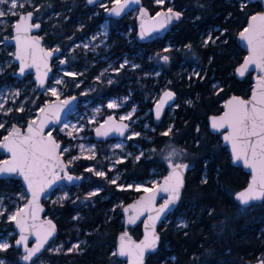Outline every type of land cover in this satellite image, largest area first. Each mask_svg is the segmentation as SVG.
Here are the masks:
<instances>
[{
    "label": "trees",
    "instance_id": "obj_1",
    "mask_svg": "<svg viewBox=\"0 0 264 264\" xmlns=\"http://www.w3.org/2000/svg\"><path fill=\"white\" fill-rule=\"evenodd\" d=\"M48 1L52 12L60 13L71 6L67 17L76 14L72 6L74 0L64 4L59 0ZM154 2L141 0L142 6L151 15L160 8ZM170 6L182 18L164 39L148 44L138 43L135 39V20L130 15L118 22L113 20L111 34L107 38L108 43L113 44V50L120 48L124 54L141 53L144 57L165 54L167 61L161 67L159 79H168L167 89L176 95L177 107L170 131H167V111L160 121L153 123L156 130L151 135L152 146L160 155L122 164L120 167L128 171V181L144 180L154 168L167 171L164 159L167 149L181 153L182 163L190 165L178 202L161 225L158 244L144 264H264V201L246 208L237 204L234 196L247 185L249 176L241 168L231 166L219 135L211 134L207 126V119L218 115L224 101L231 95L246 98L250 93V76L243 80L234 76L235 68L244 58L236 36L245 28L248 17L261 11L260 5L248 0H170ZM98 21L88 22V30ZM117 26L124 29L127 38L125 34L118 36ZM56 29L62 35H70L74 31L67 21L54 31ZM129 29H132L130 34ZM208 33L210 39L203 44ZM167 41L172 49L165 51ZM192 69H197L195 76L189 74ZM96 70L94 68L92 74ZM131 81L135 78L131 77ZM142 83L147 93L157 88L152 87V80L148 78L142 79ZM124 93L123 89L103 88L102 96ZM137 93L135 99H138ZM42 101L40 96L31 109L13 113L15 117L11 123L17 121L24 126L28 120L35 118L44 104ZM146 105L151 107L149 103ZM76 171L73 168L70 172L78 173ZM21 187L19 180H0V194L5 191L16 193ZM137 195L110 188L98 196L75 202L68 200L52 209L45 206V215L52 214L51 221L58 229L55 242L68 247L75 241H84L81 252L53 255L50 263L124 264L123 258L117 254V235L128 232L133 241H139L142 237L141 222L125 226L122 209L120 212L110 211L116 197L126 205ZM77 214L78 219L73 220ZM180 215L187 221L184 228L176 223ZM12 251V254L4 256L16 264H25L22 252L16 248Z\"/></svg>",
    "mask_w": 264,
    "mask_h": 264
},
{
    "label": "water",
    "instance_id": "obj_2",
    "mask_svg": "<svg viewBox=\"0 0 264 264\" xmlns=\"http://www.w3.org/2000/svg\"><path fill=\"white\" fill-rule=\"evenodd\" d=\"M100 1L87 0V4L94 6ZM248 2L258 3L261 11L249 16L245 28L236 36L244 58L235 68L234 76L238 80L250 76V93L246 98L231 95L224 101L221 112L207 119L209 132L219 135L231 166L241 168L249 176L247 185L234 196L243 208L264 201V0ZM134 11L135 39L140 44L164 39L182 18L175 10L151 15L141 0H122L107 15L119 19ZM40 30L32 13L22 14L7 43L14 48L13 64L17 66L12 77L22 81L30 76L35 90L44 93L61 50L46 47ZM79 104L77 95L46 102L24 126L12 124L0 141V154L4 156L0 161V180H19L27 196L12 222L17 234L14 247L21 250L25 264L39 258L57 236V227L45 215V197L59 188L79 186L83 182L82 176L70 172L71 166L61 154L63 143L50 132L61 126ZM175 104L176 95L164 90L151 108L154 120L160 121ZM131 130L129 123L109 115L93 130V140L124 139ZM189 169L187 163L173 166L155 187L140 192L124 205L122 214H136L142 233L139 241H133L125 232L117 235V254L124 264H144L155 250L158 231L173 212Z\"/></svg>",
    "mask_w": 264,
    "mask_h": 264
},
{
    "label": "rangeland",
    "instance_id": "obj_3",
    "mask_svg": "<svg viewBox=\"0 0 264 264\" xmlns=\"http://www.w3.org/2000/svg\"><path fill=\"white\" fill-rule=\"evenodd\" d=\"M67 1L69 0H59L63 4ZM154 3L160 7L159 11L172 10L170 0H155ZM70 8L71 6H68V9L58 13L52 12L48 0H0V141L10 131L12 124L22 127V123L17 121L11 123L15 117L12 114L31 109L40 96L43 103L73 95H77L81 100L69 118L50 132L63 143L61 154L71 166L70 171L76 168L78 173L73 174L84 179L79 186L59 188L45 197L43 203L51 209L68 200L75 202L98 196L110 188L114 191H131L139 194L155 187L170 168L182 163L181 153L175 149H167L164 153L167 171L151 169L144 180L128 181L126 177L128 171L120 167L122 164L136 163L141 158L160 155L155 146H152L151 135L156 130L153 123L157 121L153 118L151 108L161 93L168 88V79L164 77L159 79L161 67L167 61V56L163 53L150 54L146 57L141 53L130 55L121 53L117 57L113 56V44L107 42L109 32L106 21L96 32L70 46L65 57L57 59L55 70L44 93L35 90L30 76L22 81L12 77L17 71V66L13 64L14 48L7 40L12 37V28L18 17L32 13L34 22L38 24L50 22L47 30L51 33L50 29L61 28V24L68 20ZM129 15L135 18L136 11ZM81 28L82 26L78 25L74 30L78 31ZM131 32L132 29H129L128 33ZM73 37L74 35H71V38ZM124 37L127 38V34ZM209 39L210 33L203 39V44ZM169 49H172V46L167 41L164 50ZM94 68L97 70L92 74ZM189 74L195 76L197 69H192ZM10 77L13 79L10 80ZM131 77H134L135 81L132 82ZM146 78L152 80V87L157 86L149 93L142 83V79ZM103 88L123 89L125 93L102 96ZM136 91L138 99L134 97ZM147 103L151 104L150 108L147 107ZM176 107L175 104L167 111L168 132L172 128L171 120ZM109 115L129 123L132 130L124 139L94 141L93 130ZM3 159L4 156L0 154V161ZM163 172L165 175L162 176ZM26 200L27 196L22 187L16 193L5 191L0 194V264H16L4 255L13 252L17 234L12 222ZM113 202L115 205L111 213L116 210L120 212L125 205L118 197L113 199ZM78 217V214L75 215L73 220ZM47 219L51 221L52 214H47ZM138 221L136 214L123 218L125 226H132ZM176 223L181 228L187 225V221L181 215L176 218ZM83 246V240L75 241L68 247L53 241L31 264H51V256L79 253Z\"/></svg>",
    "mask_w": 264,
    "mask_h": 264
},
{
    "label": "flooded vegetation",
    "instance_id": "obj_4",
    "mask_svg": "<svg viewBox=\"0 0 264 264\" xmlns=\"http://www.w3.org/2000/svg\"><path fill=\"white\" fill-rule=\"evenodd\" d=\"M120 1L122 0H102L94 6H88L87 0H74L72 3V6L74 7L76 14L69 16L68 20L66 21L69 24H71L72 28L78 25H81L82 28L78 31L74 30L73 33H71L70 35H62L60 34L59 29H56L57 31H54V29H50L49 31H51V33L48 32L47 27L49 26L50 22L45 23V24H40L41 26L40 35L42 36L43 40H45L44 41L45 46L53 50L60 49L61 54L59 58L65 57V55L67 54V49L70 46H72L76 41H80L84 39L85 37H87L88 35H90L91 33L96 32L101 26V24H103L105 21L108 23V32L110 35L111 34V25H110L111 22L113 20L118 22V21L124 20V18L127 17L125 16L119 19H114L107 15L111 11L112 7L116 3H119ZM97 19H99V21L96 23V25L92 29L88 30V28L90 27L87 25V23L88 22L92 23L96 21ZM116 29H117L116 32L118 33V36L125 34L123 28L119 29V26H117ZM71 35H74V37L71 38ZM112 54L113 56H116V57L119 56L121 54L120 48H115L114 50H112ZM56 61L57 59L53 63V72L55 70L54 65L56 64Z\"/></svg>",
    "mask_w": 264,
    "mask_h": 264
}]
</instances>
